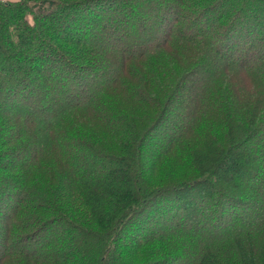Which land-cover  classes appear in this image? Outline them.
<instances>
[{
	"label": "trees",
	"instance_id": "trees-1",
	"mask_svg": "<svg viewBox=\"0 0 264 264\" xmlns=\"http://www.w3.org/2000/svg\"><path fill=\"white\" fill-rule=\"evenodd\" d=\"M263 171L264 0H0V264H264Z\"/></svg>",
	"mask_w": 264,
	"mask_h": 264
},
{
	"label": "rangeland",
	"instance_id": "rangeland-1",
	"mask_svg": "<svg viewBox=\"0 0 264 264\" xmlns=\"http://www.w3.org/2000/svg\"><path fill=\"white\" fill-rule=\"evenodd\" d=\"M202 79H204V76L202 77H197L196 79H193L192 81H190L189 82V84L185 87H183L182 89H184V88H188L189 86H192V87H197L196 85L198 84L199 85V83H201L200 81L202 80ZM62 88H65V87H62ZM188 92V91H187ZM186 93V92H185ZM182 95H184V92H183V94ZM194 95V94H193ZM194 97V96H193ZM188 98V97H187ZM190 100V98L188 99V101ZM188 101H187V103H188ZM177 116H179L178 114L173 118V121H174V119L176 120V119H179V117H177ZM177 117V118H176ZM173 123V122H172ZM178 125V124H177ZM174 127V126H173ZM156 145H159V144H157V143H155V140H150V141H148L147 142V144H146V146H145V153L146 154H148L149 156H150V154H152L153 152V150H156V148L158 147H156ZM78 149H80V148H78ZM153 149V150H152ZM81 150V149H80ZM80 150H78L77 152H79ZM83 154H85V156H89V154L87 153V152H83ZM93 161H94V163L96 164L95 166H97V167H107L108 165H109V163L108 162H106L105 160H100V159H97V158H94L93 159ZM261 175H262V177H264V171H263V173L261 172V174H260V177H261ZM248 195V197H250V195L251 194H247ZM251 198V197H250Z\"/></svg>",
	"mask_w": 264,
	"mask_h": 264
}]
</instances>
